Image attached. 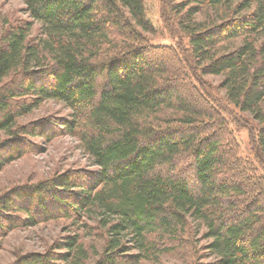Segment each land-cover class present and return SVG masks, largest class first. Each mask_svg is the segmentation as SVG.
I'll return each mask as SVG.
<instances>
[{"label":"trees","instance_id":"16d2710c","mask_svg":"<svg viewBox=\"0 0 264 264\" xmlns=\"http://www.w3.org/2000/svg\"><path fill=\"white\" fill-rule=\"evenodd\" d=\"M19 1L40 36L30 37V21L0 29V170L42 152L33 139L63 135L80 141L97 170L9 192L0 229L11 210L27 227L63 218L89 230L97 220L103 244L94 264H160L195 222L207 241L202 259H213L194 264H264V0H177L172 46L145 37L153 31L145 0ZM204 76L223 77L225 100ZM46 101L70 115L18 123ZM232 125L247 131L253 162L240 156ZM57 250L13 264L88 256L77 235Z\"/></svg>","mask_w":264,"mask_h":264},{"label":"rangeland","instance_id":"374dc122","mask_svg":"<svg viewBox=\"0 0 264 264\" xmlns=\"http://www.w3.org/2000/svg\"><path fill=\"white\" fill-rule=\"evenodd\" d=\"M169 1V2H168ZM177 0H145L146 18L152 26V32L144 34L152 44L172 46L178 36L176 27L180 19L174 12L173 5ZM206 14H199L197 20H204ZM21 21H30L31 38L38 39L40 36V23L31 20L24 12V5L19 0H0V29L6 24L14 25ZM240 40H235L232 44H227L220 51L231 49L240 44ZM205 83L212 86L214 93L220 99L225 100L224 91L220 89L222 76H204ZM235 118L246 121L248 125L255 123L248 114L241 113L232 108ZM165 116H177L172 110H163L160 113ZM70 110L63 104L46 101L32 113L18 120L19 124H26L37 119L47 117L67 118ZM244 125V124H242ZM234 137L239 146V154L242 158L253 162L249 145L248 133L239 125L231 127ZM6 139L0 135V142ZM34 143L43 148L42 152H29L19 159L5 164L0 170V199L13 190L28 188L39 183L49 181L54 177L67 172L86 170L96 171V167L85 153L80 141L73 136H59L50 142L42 143L40 139H33ZM9 225L0 229V264H13L19 258L30 253H59L57 250L65 242L67 237L77 235L84 243L88 256L81 264H94L102 253L103 232L98 228L100 224L97 220L88 222V228L84 222L76 223L63 218H56L50 221L37 223L35 226H24L26 216L16 210L3 213ZM0 223L4 224L0 218ZM23 224V225H22ZM14 225L15 228H12ZM90 226L93 227L90 229ZM195 230V231H194ZM184 239L186 243L170 254L160 256V264H194L196 258L202 263H207L213 258L203 260L205 255L203 246L207 241L202 239L204 229L197 223L191 224ZM194 235V236H193ZM142 264H150L145 261Z\"/></svg>","mask_w":264,"mask_h":264}]
</instances>
